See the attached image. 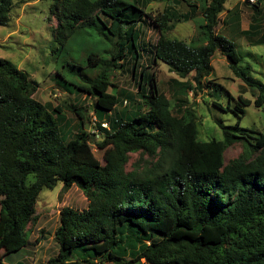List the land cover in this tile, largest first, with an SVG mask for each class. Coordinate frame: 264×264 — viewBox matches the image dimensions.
Instances as JSON below:
<instances>
[{
    "label": "trees",
    "instance_id": "16d2710c",
    "mask_svg": "<svg viewBox=\"0 0 264 264\" xmlns=\"http://www.w3.org/2000/svg\"><path fill=\"white\" fill-rule=\"evenodd\" d=\"M50 1L51 15L58 19L57 55L66 53L77 34L104 35L110 42L101 52L91 46L85 66L58 61V68L72 72L80 85L57 71L63 89L72 93L68 87L74 86L96 99L105 164L91 148L87 109L72 107L79 124L70 137L72 131L62 132L63 109L37 101L38 85L0 58V264L28 246L39 195L58 185L64 191L77 187L88 207L61 211L55 234L59 253L39 264H264V132L241 127L247 108L264 107V75L254 71L251 55L240 52L235 36L225 33L240 22L238 11L226 10L228 0H160L166 7L157 14L146 11L154 0ZM14 2L0 0V27L9 26ZM251 8L254 18L241 35L251 47H261L262 2ZM224 13L226 28L218 32ZM147 22L158 36L153 48L142 41ZM189 22L199 29L191 42L169 36L178 24ZM217 52L257 99L239 97L234 107L214 102L238 119L235 125L218 121L222 139L206 142L199 138L195 111L178 96L172 108L150 64L165 63L181 79L193 75L177 83L187 96L212 77ZM144 54H151L149 65L142 62ZM258 59L264 73V60ZM130 63L138 89L124 93L130 99L125 105L109 89L113 72H126ZM88 69L99 74L92 79ZM210 86L221 95L220 85ZM237 144L242 155L225 164V153ZM140 152L157 162L127 172L130 155Z\"/></svg>",
    "mask_w": 264,
    "mask_h": 264
},
{
    "label": "rangeland",
    "instance_id": "374dc122",
    "mask_svg": "<svg viewBox=\"0 0 264 264\" xmlns=\"http://www.w3.org/2000/svg\"><path fill=\"white\" fill-rule=\"evenodd\" d=\"M262 8L264 13V0ZM50 0H15L14 7L11 12V21L8 27H0V58L10 61L19 70L24 72L28 78L33 80L38 85V91L34 98L44 105L51 104L52 108L61 107L63 113L67 118V122L62 126V132L66 133L72 131L70 137L78 133V118L72 111L74 105L87 109L86 132L91 135V148L95 157L104 165V151L100 150L99 143L101 137L96 127V99L80 93L74 86L68 88L72 91H67L60 86V78L57 71L59 64H64L67 60L71 66L75 65L77 68L85 66V54L91 46L95 50L101 52L108 49L110 46L109 40L104 35H97L95 37L84 36L77 34L69 40L66 53L61 56L56 52L58 44L55 41V34L58 26V19L51 15ZM166 7V3L160 0H154L146 11L152 14L160 13ZM226 10L229 12L238 11L240 14V22L238 24H230L225 33L229 37L235 36L237 40L238 49L245 55H251L250 64L256 73H262L263 64H256L258 57L262 56L264 60V46L251 47L247 40L241 35V32L248 31L249 26L254 18V12L251 6H248L245 0H228ZM186 11V8H182ZM226 13L220 17L218 32L224 31L226 26L224 20ZM258 38L264 34V14L259 21ZM199 34L198 23L195 25L192 22L178 24L170 33L173 39L191 42ZM157 33L153 26L147 22L143 26L142 41L150 48H153L157 41ZM102 40V42H99ZM149 55L144 54V65H149L146 61ZM58 56V57H57ZM61 56V57H60ZM248 57V56H247ZM133 63V62H132ZM132 63L128 65L126 72L114 71L112 77V87L109 92L112 94H119L122 100L129 102V96L124 94H137V83L133 81V73L131 74ZM214 73L211 78H208L202 84V89H194L189 91L187 96L181 92L177 83L191 81L193 75L186 79H181L177 74L170 71L169 67L160 62V64L152 65L157 78V83L160 91L164 92L167 98L171 101L172 108L176 105V97L185 99L186 107L192 108L198 119L199 124V138L202 141H210L213 138L222 139V131L217 126L218 121L225 125H235L237 117L231 112L219 111L215 103H222L227 106L229 103L234 107L238 102L239 97L249 99L255 102L257 99V92L249 89L238 78H236L228 65L225 57L220 52H217L212 61ZM71 68V67H68ZM65 72L66 80L73 85H80L78 77H73V73ZM90 78H95L99 72L87 70ZM149 72H152L150 70ZM263 75L258 76L261 79ZM216 83L222 87L220 93H212L211 84ZM149 88V87H148ZM176 91H180L179 93ZM213 94V96H212ZM234 100H230V97ZM131 102V101H130ZM119 110V108H118ZM175 110V109H174ZM264 107L256 108L254 105L246 109V115L241 123V127L253 129L258 132H264ZM243 146L241 144L234 145L225 153V164L231 160L238 158L243 153ZM158 158L148 154H131L129 164L127 165V172L135 170H142L151 168ZM88 201L83 193L77 188L72 187L68 191L62 189V185H58L54 190L43 191L38 198L35 208L36 221L30 225L32 230L28 246L17 254L10 255L6 258V264H39L46 263L49 259L56 257L59 253V244L56 239V231L60 226V213L64 208H73L79 211L87 209ZM4 251H0L3 255ZM112 264V263H103ZM141 264H145L142 261Z\"/></svg>",
    "mask_w": 264,
    "mask_h": 264
},
{
    "label": "built area",
    "instance_id": "2783aa9c",
    "mask_svg": "<svg viewBox=\"0 0 264 264\" xmlns=\"http://www.w3.org/2000/svg\"><path fill=\"white\" fill-rule=\"evenodd\" d=\"M260 0H245V2H248L250 6L256 5L259 3ZM105 128H108V124H103Z\"/></svg>",
    "mask_w": 264,
    "mask_h": 264
},
{
    "label": "clouds",
    "instance_id": "9594fccd",
    "mask_svg": "<svg viewBox=\"0 0 264 264\" xmlns=\"http://www.w3.org/2000/svg\"><path fill=\"white\" fill-rule=\"evenodd\" d=\"M124 104L127 105V101H125ZM96 122H97V118H96ZM103 124H108V123H103ZM103 124H102V126H103ZM103 128H105V127L103 126ZM108 128H109V127H108ZM108 128H105V129H108Z\"/></svg>",
    "mask_w": 264,
    "mask_h": 264
},
{
    "label": "water",
    "instance_id": "95a60500",
    "mask_svg": "<svg viewBox=\"0 0 264 264\" xmlns=\"http://www.w3.org/2000/svg\"><path fill=\"white\" fill-rule=\"evenodd\" d=\"M246 4H247V5H249V3H248V2H246Z\"/></svg>",
    "mask_w": 264,
    "mask_h": 264
}]
</instances>
